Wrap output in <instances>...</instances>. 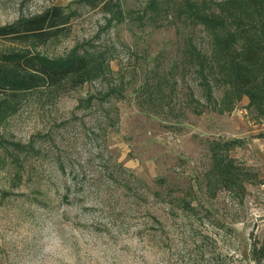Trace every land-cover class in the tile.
Masks as SVG:
<instances>
[{"label": "rangeland", "instance_id": "rangeland-1", "mask_svg": "<svg viewBox=\"0 0 264 264\" xmlns=\"http://www.w3.org/2000/svg\"><path fill=\"white\" fill-rule=\"evenodd\" d=\"M262 2L0 0V25L51 5L73 14L46 41L0 38V52L52 58L76 48L101 58L95 72L110 70L9 100L16 109L0 116V264H264V115L230 84L238 71L260 78L216 53L224 28L193 14L260 28ZM213 49L220 74L206 69L209 95L195 53ZM235 139L225 153L246 174L243 192L219 186L211 169V144Z\"/></svg>", "mask_w": 264, "mask_h": 264}, {"label": "trees", "instance_id": "trees-1", "mask_svg": "<svg viewBox=\"0 0 264 264\" xmlns=\"http://www.w3.org/2000/svg\"><path fill=\"white\" fill-rule=\"evenodd\" d=\"M86 4L95 7L100 4L103 6L108 5L111 0H83ZM244 3L253 8L260 7L262 0H244ZM193 14L198 18L201 23H210L218 25L224 28V32L216 34L214 39V49L216 53L226 60L234 62L237 61L244 67L250 68L260 78L259 84L252 79L250 73L245 71H238L232 79L233 86L231 89L235 90L236 98L240 94L247 95L251 104L254 105L258 111L264 115V15L259 27L255 22L249 20L246 26H241V21L232 17L230 24L233 28L230 29L225 25L223 14L216 16L215 18L206 12L203 13L200 10L194 9ZM71 12H64L63 8L58 5H51L49 8L42 10L41 12L29 16L21 17L11 23H5L0 25V38H11L14 40H32V41H46L55 37L63 32L69 23ZM214 18V19H213ZM234 19L236 20L234 22ZM218 29V27H217ZM228 29V30H226ZM240 41V43H239ZM239 43L238 51L232 48V44ZM213 49V54H214ZM195 58L198 64V70L201 79H204V85L207 92L211 95V87L207 84L206 77L208 72L206 69L212 72L213 75L220 74L218 64H214V57L204 55L203 53L196 52ZM97 59H101L98 55L94 56L87 51L78 52V50L72 49L63 57L49 58L39 53H27V52H0V106L6 103V106L0 108V116H4L8 111H13V105L9 104V100L17 98L19 93L25 91H32L39 87H45L48 89H59L61 86H78L83 84L87 80L96 78L98 75L107 74L108 65L100 66V69L95 72L91 66ZM218 68V70L216 69ZM117 88L113 87L105 95H111ZM120 94L123 92L119 91ZM225 95V94H224ZM230 94L226 95V100L223 105H226L229 109L231 99ZM93 97H89L87 100H91ZM230 99V102L228 101ZM1 117V118H2ZM0 118V119H1ZM2 142H4L2 140ZM238 139L230 140L229 142H213L210 148V158L212 160L211 169L215 171L217 175V181L221 187H225L228 190L238 188L244 191L242 178L246 176L240 170L239 165L234 164V160L228 157L227 151L231 150L238 143ZM15 148L20 146L14 144ZM19 166V158H16ZM20 168V166H19ZM251 176H257L254 172H249ZM16 177L21 178V172H16ZM235 188V189H236ZM183 209H190L187 212L192 214L195 210L190 207L189 201H182L181 205ZM257 249L255 245L252 247V252ZM262 255L264 253H261Z\"/></svg>", "mask_w": 264, "mask_h": 264}]
</instances>
